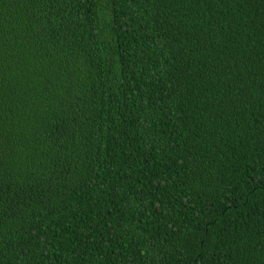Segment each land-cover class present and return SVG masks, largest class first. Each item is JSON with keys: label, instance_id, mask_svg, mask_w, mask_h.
<instances>
[{"label": "trees", "instance_id": "1", "mask_svg": "<svg viewBox=\"0 0 264 264\" xmlns=\"http://www.w3.org/2000/svg\"><path fill=\"white\" fill-rule=\"evenodd\" d=\"M0 264H264V0H0Z\"/></svg>", "mask_w": 264, "mask_h": 264}]
</instances>
